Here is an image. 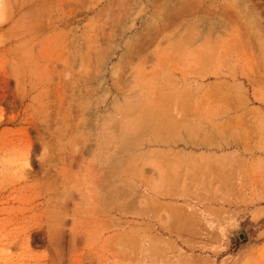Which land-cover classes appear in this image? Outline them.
Wrapping results in <instances>:
<instances>
[{
    "label": "rangeland",
    "instance_id": "rangeland-1",
    "mask_svg": "<svg viewBox=\"0 0 264 264\" xmlns=\"http://www.w3.org/2000/svg\"><path fill=\"white\" fill-rule=\"evenodd\" d=\"M257 206L264 0H0V264H264Z\"/></svg>",
    "mask_w": 264,
    "mask_h": 264
},
{
    "label": "crops",
    "instance_id": "crops-1",
    "mask_svg": "<svg viewBox=\"0 0 264 264\" xmlns=\"http://www.w3.org/2000/svg\"><path fill=\"white\" fill-rule=\"evenodd\" d=\"M233 213H238L236 209L232 210ZM257 217L256 221L261 220L264 218V206H257L251 209L250 211V219L253 217Z\"/></svg>",
    "mask_w": 264,
    "mask_h": 264
}]
</instances>
